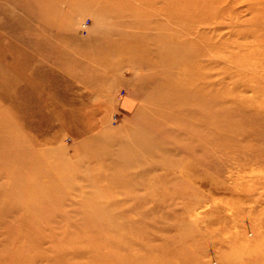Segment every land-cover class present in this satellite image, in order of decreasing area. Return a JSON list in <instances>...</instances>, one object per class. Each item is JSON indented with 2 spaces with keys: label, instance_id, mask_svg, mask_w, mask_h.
Here are the masks:
<instances>
[{
  "label": "rangeland",
  "instance_id": "obj_1",
  "mask_svg": "<svg viewBox=\"0 0 264 264\" xmlns=\"http://www.w3.org/2000/svg\"><path fill=\"white\" fill-rule=\"evenodd\" d=\"M263 4L0 0V264H264Z\"/></svg>",
  "mask_w": 264,
  "mask_h": 264
},
{
  "label": "bare ground",
  "instance_id": "obj_2",
  "mask_svg": "<svg viewBox=\"0 0 264 264\" xmlns=\"http://www.w3.org/2000/svg\"><path fill=\"white\" fill-rule=\"evenodd\" d=\"M263 5H264V4H263ZM263 5H262V6H263ZM263 7H264V6H263ZM126 55H128V57H129L130 60H132V61H136V57H137V55H129V54H126ZM195 71L198 73V70H197V69H194V68L191 70L190 73L195 72ZM196 92H198V89H196L195 92H193V93L195 94ZM29 161H31V160H27V164L30 163ZM231 261H232L233 264H237V263H239V260H238L237 254L234 255V258H233ZM54 262H55V261H54Z\"/></svg>",
  "mask_w": 264,
  "mask_h": 264
}]
</instances>
